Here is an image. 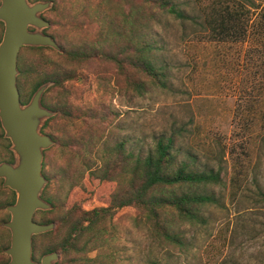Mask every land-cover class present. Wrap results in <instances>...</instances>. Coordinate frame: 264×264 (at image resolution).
Wrapping results in <instances>:
<instances>
[{
	"label": "trees",
	"instance_id": "16d2710c",
	"mask_svg": "<svg viewBox=\"0 0 264 264\" xmlns=\"http://www.w3.org/2000/svg\"><path fill=\"white\" fill-rule=\"evenodd\" d=\"M54 2L52 11L57 9L58 2ZM113 3L116 2L99 0L96 15L78 11L79 7L72 5L56 13L59 18L46 16L51 23L46 32L63 51L46 46H24L19 53L18 88L22 103L29 102L40 85L52 82L42 103L57 114L45 121L42 132L50 134L55 144L44 151V168L50 161L49 152L56 145L64 150L66 158L75 156L81 168H85L78 175L69 167L62 168L60 177L63 180L55 194L51 193L50 186L56 177L44 169L50 182L42 197L51 202L53 208L39 210L36 214L38 221L55 222L56 226L52 231L34 235L33 254L38 260L46 253L58 251L64 264H115L114 256L108 252L97 256L91 253L102 249L109 251L108 246L118 235L115 214L130 206L139 210L138 222L161 243L182 249L187 237L179 230L180 226L202 222L209 207L220 204L215 188L222 184L224 170L221 163L216 168L212 161L221 159L219 156L205 159L193 146L185 145L189 134L186 127L161 133L150 145L140 146L138 141L126 137L112 140L114 133L123 131V120L106 102L109 94H115L118 89L121 93L144 96L154 89H168L170 80L169 66L158 57L163 49L136 32L133 20L143 17L141 12H131L135 5L124 10L122 4L114 7ZM137 5L139 11L149 13L143 17L145 20L158 21V14L163 12L181 19L182 24L189 19L180 0H140ZM257 6L255 0H201L193 26L205 31L211 40L244 42L250 34ZM54 26L56 28L50 31ZM92 29L96 35L93 43L85 39ZM3 30L4 23L0 21V40ZM73 33H78L77 39L69 38ZM31 51H35L37 61L29 58ZM46 51L54 52L56 59L47 60L45 55L51 53ZM40 57L46 61L43 63ZM98 59L116 68L115 73L108 75L102 70L97 72V87L103 99L96 105H75L68 89L64 88L65 83L70 80L88 82V71L96 74L89 66ZM34 73H38L39 79L31 85L30 76ZM54 89L57 90L55 96L51 95ZM55 120H58L57 125H51ZM90 122L91 125L82 130L81 124ZM128 144L131 147H127ZM10 145L0 122V147L4 148L0 150V161H14ZM91 198H98L101 204L92 209L83 208L84 201ZM15 200V191L4 187L0 178V264L10 260L4 253L10 245V231L4 222L10 219L7 206ZM46 237H51V242H46ZM106 254L109 258H105ZM150 264L176 263L166 250L161 258Z\"/></svg>",
	"mask_w": 264,
	"mask_h": 264
},
{
	"label": "rangeland",
	"instance_id": "374dc122",
	"mask_svg": "<svg viewBox=\"0 0 264 264\" xmlns=\"http://www.w3.org/2000/svg\"><path fill=\"white\" fill-rule=\"evenodd\" d=\"M56 1L57 11L49 9L43 13L45 16L59 18L56 13L72 5L88 15L98 13L99 0ZM113 1L116 2L112 4L114 7L119 3L124 10H129L135 5L131 12H141L143 17L149 15L139 11L140 0ZM200 1L180 0L189 15L185 24L168 12L158 14V21L143 17L133 20L136 32L163 49L158 57L169 66V88L154 89L144 96L116 89L106 102L123 120V131L114 133L113 141L126 137L138 141L140 146L150 145L157 135L186 127L189 134L185 145L193 146L205 159L219 156L221 161L213 160L212 164L218 168L221 163L224 170L222 184L215 188L220 204L211 205L202 222L180 226L179 230L187 237L182 249L161 243L138 222L141 214L138 209L121 208L114 218L116 240L108 246L109 251L94 250L92 256L108 252L114 256L115 264H150L169 250L176 264H264V0H255L258 6L244 42L211 40L205 31L193 26ZM77 34L69 38L77 39ZM94 35L92 29L85 39L93 43ZM45 57L48 60L57 56L52 52ZM29 58L37 61L38 56L31 51ZM40 59L43 63L46 61ZM89 67L96 74L88 71V82L70 80L65 83L71 101L78 106L96 105L103 99L97 87L99 70L107 75L116 72L113 64L99 59ZM37 76L38 73L30 76L31 85L39 79ZM56 91L52 90L51 95H56ZM57 123L55 120L50 124ZM87 125L89 127L91 122L82 123V130H86ZM63 151L56 145L49 152L47 171L56 177L50 186L54 194L63 180L62 168L69 167L77 175L85 171L79 159L66 158ZM100 204L98 198H91L84 201L83 208L92 209ZM35 218L39 219L37 215ZM51 240L46 237V242ZM105 258H109L107 254ZM59 263H63L62 256Z\"/></svg>",
	"mask_w": 264,
	"mask_h": 264
},
{
	"label": "water",
	"instance_id": "95a60500",
	"mask_svg": "<svg viewBox=\"0 0 264 264\" xmlns=\"http://www.w3.org/2000/svg\"><path fill=\"white\" fill-rule=\"evenodd\" d=\"M53 4V0H0V21L4 23L0 41V122L16 159L0 162L3 186L16 193L15 202L7 206L10 219L4 222L11 234L10 245L4 250L10 257L7 264H63L58 263V251L46 253L40 260L33 254L34 235L56 226L55 222L34 219L38 210L53 208L42 197L48 182L43 174L44 151L55 144L49 134L42 132V126L56 115L55 110L43 105L42 98L52 82L40 85L27 103H22L18 88L22 47L46 46L63 51L55 38L44 32L51 23L42 14Z\"/></svg>",
	"mask_w": 264,
	"mask_h": 264
},
{
	"label": "flooded vegetation",
	"instance_id": "af4514ba",
	"mask_svg": "<svg viewBox=\"0 0 264 264\" xmlns=\"http://www.w3.org/2000/svg\"><path fill=\"white\" fill-rule=\"evenodd\" d=\"M42 15L44 16V18H46V16H45L44 14H42ZM31 29H33V28H31ZM46 29H47V28H46ZM46 29H44V32H45V33H47V32H46ZM47 34H49V33H47ZM50 35H51V34H50ZM47 134H48V133H47ZM49 135H50V134H49ZM50 136H51V135H50ZM51 137H52V136H51ZM52 146H53V145H52ZM52 146H51V147H52ZM44 157H45V156H44ZM44 169H48V164H47L46 167L44 168V160H43V174H44ZM44 175H45V174H44ZM45 176H46V175H45ZM46 178L48 179V182H47V184H46V186H47V185L49 184L50 180H49V178H48L47 176H46ZM46 186H45V188H46ZM45 188H44V189H45ZM43 191H44V190H43ZM42 194H43V193H42ZM44 199H45V198H44ZM46 200H47V199H46ZM50 203H51V202H50ZM38 211H39V210H38ZM36 213H37V212H36ZM36 215H37V214H35V216H34V219H35V220H36V218H35ZM37 221H38V220H37ZM39 222H40V221H39ZM43 223H45V222H43ZM46 223H49V222H46ZM10 236H11V234H10ZM42 256H43V255H42ZM40 259H41V258H40ZM40 259H39V260H40ZM58 263H59V261H58Z\"/></svg>",
	"mask_w": 264,
	"mask_h": 264
}]
</instances>
